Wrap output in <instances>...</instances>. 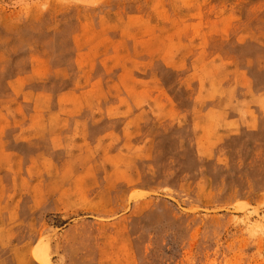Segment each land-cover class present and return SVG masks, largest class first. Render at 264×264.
Returning <instances> with one entry per match:
<instances>
[{
  "label": "rangeland",
  "instance_id": "rangeland-1",
  "mask_svg": "<svg viewBox=\"0 0 264 264\" xmlns=\"http://www.w3.org/2000/svg\"><path fill=\"white\" fill-rule=\"evenodd\" d=\"M0 264H264V0H0Z\"/></svg>",
  "mask_w": 264,
  "mask_h": 264
},
{
  "label": "bare ground",
  "instance_id": "bare-ground-1",
  "mask_svg": "<svg viewBox=\"0 0 264 264\" xmlns=\"http://www.w3.org/2000/svg\"><path fill=\"white\" fill-rule=\"evenodd\" d=\"M248 224H250V225H251L252 223H248ZM45 254H46V253H45ZM43 256L45 257V255H44V254H43ZM46 257H47V255H46Z\"/></svg>",
  "mask_w": 264,
  "mask_h": 264
}]
</instances>
